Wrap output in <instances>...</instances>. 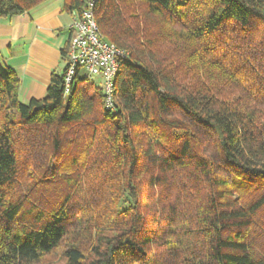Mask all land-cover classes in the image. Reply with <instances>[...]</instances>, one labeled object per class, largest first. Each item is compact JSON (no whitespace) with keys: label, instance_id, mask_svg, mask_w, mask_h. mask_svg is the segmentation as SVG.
Here are the masks:
<instances>
[{"label":"trees","instance_id":"1","mask_svg":"<svg viewBox=\"0 0 264 264\" xmlns=\"http://www.w3.org/2000/svg\"><path fill=\"white\" fill-rule=\"evenodd\" d=\"M94 12L126 54L112 108L80 73L65 96V68L23 103L0 60V264H264V0Z\"/></svg>","mask_w":264,"mask_h":264},{"label":"crops","instance_id":"2","mask_svg":"<svg viewBox=\"0 0 264 264\" xmlns=\"http://www.w3.org/2000/svg\"><path fill=\"white\" fill-rule=\"evenodd\" d=\"M64 0H46L31 10L0 18V60L20 80V100L46 96L53 72H63L62 52L73 35L75 13Z\"/></svg>","mask_w":264,"mask_h":264},{"label":"built area","instance_id":"3","mask_svg":"<svg viewBox=\"0 0 264 264\" xmlns=\"http://www.w3.org/2000/svg\"><path fill=\"white\" fill-rule=\"evenodd\" d=\"M98 0H87L81 13H75L72 24L73 35L69 41L65 62L64 93L67 96L75 76L85 69L89 81L98 79L107 94V106L113 107V85L120 70V60L126 57L124 51L114 43L105 40L95 16Z\"/></svg>","mask_w":264,"mask_h":264},{"label":"rangeland","instance_id":"4","mask_svg":"<svg viewBox=\"0 0 264 264\" xmlns=\"http://www.w3.org/2000/svg\"><path fill=\"white\" fill-rule=\"evenodd\" d=\"M86 74H87V72L85 71V69H83V70H82V75H83V76H86ZM101 85H102V84H101ZM55 260H56L55 264H60V263H61L60 257H59L58 259H55Z\"/></svg>","mask_w":264,"mask_h":264}]
</instances>
